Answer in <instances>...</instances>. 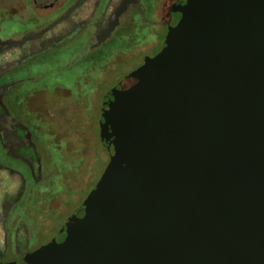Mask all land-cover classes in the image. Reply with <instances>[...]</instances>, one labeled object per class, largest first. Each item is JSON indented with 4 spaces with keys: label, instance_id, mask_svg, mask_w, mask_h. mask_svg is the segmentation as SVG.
Returning <instances> with one entry per match:
<instances>
[{
    "label": "water",
    "instance_id": "obj_1",
    "mask_svg": "<svg viewBox=\"0 0 264 264\" xmlns=\"http://www.w3.org/2000/svg\"><path fill=\"white\" fill-rule=\"evenodd\" d=\"M107 161L55 234L0 264H264V0H175L102 96Z\"/></svg>",
    "mask_w": 264,
    "mask_h": 264
},
{
    "label": "flooded vegetation",
    "instance_id": "obj_2",
    "mask_svg": "<svg viewBox=\"0 0 264 264\" xmlns=\"http://www.w3.org/2000/svg\"><path fill=\"white\" fill-rule=\"evenodd\" d=\"M174 1L170 2L166 17H161L162 19L159 10L152 11L148 16L153 4L151 0H22L21 7L17 9L1 6L10 14L17 17L20 15L19 19L24 18L21 14H28L36 21L42 19L43 23L36 25L33 22L30 27L7 34L4 33L0 21V261L18 259L46 242L39 240L44 231L43 225L46 224V227L51 223L50 217L40 213L30 216L28 212L31 207L54 208L50 202L57 197L56 194L50 196L45 205L38 198L47 169V135L53 136L55 149L59 147L55 140L56 132L64 131L51 130L48 127L45 129L44 119L52 126L68 119L71 134L67 131L66 133L74 137L76 129L70 128V120L84 119L85 128L81 133L87 131L91 134L89 145L97 150L96 146L99 144L98 150L103 151L107 157L98 134L101 100L93 118L91 109L83 113L77 102L70 99L71 91L67 87L54 84L53 93L47 94V87L44 85H33L41 79V74L36 69H28V61L53 48L77 42L79 44L76 52L66 62V66L76 64L82 59H90V68L95 71L89 76V81L91 91L95 93L97 87L113 74L107 68L109 57L112 58L111 61L118 62L123 55L127 57L125 59H133L139 54L138 64L132 70L143 62L145 56H152L160 49L166 32L169 8ZM37 10L43 13H38ZM135 24L139 28L149 24L152 32L162 36L154 51L146 52L153 46L147 40L134 45L130 52L132 54H121L120 49H115L108 58H104L95 53L118 29L123 26L129 28ZM25 44L26 49H23ZM22 65H25L24 68H20ZM78 78L77 76L74 80ZM25 82L30 86L23 88ZM78 95L82 98L83 105L88 96L80 93ZM75 106L79 109L76 110ZM59 113L63 115L60 116ZM83 140L80 139L77 143L81 148L87 144ZM69 143L78 147L75 140ZM97 160L100 159L95 156L92 166L90 165V174ZM37 201H40L39 206H35Z\"/></svg>",
    "mask_w": 264,
    "mask_h": 264
},
{
    "label": "rangeland",
    "instance_id": "obj_3",
    "mask_svg": "<svg viewBox=\"0 0 264 264\" xmlns=\"http://www.w3.org/2000/svg\"><path fill=\"white\" fill-rule=\"evenodd\" d=\"M21 1L22 0H0V21L3 25L4 33L13 34L16 31L32 26L33 22L36 25L43 23L42 19L39 18L36 21L28 14H21L24 15V18L19 19L18 17L20 15L17 17V15L10 14V12L1 7L6 6L9 9L11 6V9H17L21 7ZM171 1L172 0H151L153 4L148 16L151 15L152 11L159 10L160 18L166 17V10ZM37 12L43 13V11L39 10H37ZM136 26L137 25L135 24V26L131 25L129 28L123 26L121 29H118L113 37L98 48L95 53L99 56H105L108 58L115 49H120L121 54H126V52H132L131 49L134 45L147 40H149L153 46L146 52L151 53L154 51L159 45V38H162V36L160 34L157 36V33L152 32L149 24H147L146 27L141 26L140 28L139 26H137L138 28ZM158 30H160L159 27ZM160 33L162 34V29ZM78 44L79 43L77 42L70 44L67 43L41 53L37 57L28 61L29 63L26 67H28V69L31 68L30 70L36 69L41 74V79L33 85L38 87L44 85L47 87L45 89L47 94L53 93L52 85L54 84L59 85V87H67L71 91L70 99L77 102L80 108H82L81 110L83 113L91 109L93 111L91 117L94 118L97 114L99 100H101L104 93L117 82L116 80L118 78L124 75V73L130 71L134 65L138 64L140 55L137 54L133 59H125L127 57H123L125 56L123 55L118 62L111 61L112 58L109 57L110 61L107 59V68L112 70L113 74L98 86V90L94 93L91 91L89 76H92L95 69L90 68V63L92 62L90 59H82L76 64L66 66V62H68L76 52ZM24 46H26V44L23 45V49H26ZM24 66L25 65H22L20 68H24ZM77 76L79 78L74 80ZM28 86H30L29 83H23V88ZM79 93L88 96L83 105L81 104L82 98H79ZM48 103H50V101H48ZM78 109L79 108L76 107V110ZM59 114L60 116L63 115V113ZM77 117L78 115H76V118ZM80 119L81 118H78L76 121H74V119L70 120V128H72V130L73 128L74 130L76 129L75 137L69 135L71 133L69 132L68 119L66 121L65 119L61 120L59 124L55 123L54 126L47 123L45 119L43 120V126L45 129L47 127L51 128V130L59 129V131H62L63 129L64 132H56L55 140L58 142L59 147L55 149L54 141L52 140L53 136L47 133L48 147H45L48 152L47 160H45L47 169H45L46 172L44 183L42 185V192L38 198L42 200L44 204L47 203V199L50 196L56 194L57 197H54L50 202V205L54 208L37 209L36 207H31L28 212L30 216L34 213H40L50 217L51 223H48L46 227V224L43 225L44 231L42 232L39 242H47L48 239L55 234L69 213L81 202L89 189L96 182L105 166L104 161H107L108 157H106L105 153L98 150L99 144L96 146L97 150L89 145L88 141L91 138V134L87 133V131L81 133L82 129L85 128V124L84 119ZM66 131L69 134H67ZM80 139H84L83 141L87 142L82 148L77 144ZM72 140L76 141L78 147H74L69 143ZM95 156L99 157L100 160L95 162V165L92 167V173L90 174V165L92 166ZM1 187H3V184ZM37 205H40V201H37L35 206Z\"/></svg>",
    "mask_w": 264,
    "mask_h": 264
},
{
    "label": "trees",
    "instance_id": "obj_4",
    "mask_svg": "<svg viewBox=\"0 0 264 264\" xmlns=\"http://www.w3.org/2000/svg\"><path fill=\"white\" fill-rule=\"evenodd\" d=\"M106 164V162L104 161V165Z\"/></svg>",
    "mask_w": 264,
    "mask_h": 264
}]
</instances>
